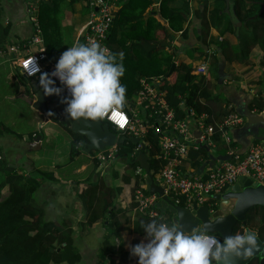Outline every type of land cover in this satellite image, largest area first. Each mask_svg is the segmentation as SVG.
Segmentation results:
<instances>
[{
    "label": "trees",
    "instance_id": "1",
    "mask_svg": "<svg viewBox=\"0 0 264 264\" xmlns=\"http://www.w3.org/2000/svg\"><path fill=\"white\" fill-rule=\"evenodd\" d=\"M76 1L78 0H43L39 3L36 15L43 33L49 63H57L60 58H64L68 48L75 44L72 37L73 29L64 26L63 14L65 9H73ZM175 1L177 0L162 1L159 16L163 20H159L154 12H150L148 18L145 19L151 0H118L113 25L106 40L109 53L100 61L101 65L98 62L97 64L104 76L111 79L115 103L122 109L126 108L128 102L133 101L140 89L141 77L159 78L160 86L177 118L187 117L188 110L192 108L197 113L206 112L209 119L213 121H220L227 113L233 111V107L223 94L218 93L220 87L217 74L218 57L215 54H209L199 45L182 47L172 44L174 39L170 40L168 45L162 46V43L169 40L170 36L174 37L175 32H181L180 37L183 41L189 38V22H191L189 4L182 0V5L176 6L173 4ZM201 2L204 4L203 19L205 22L202 25V33L198 35L199 38L205 39V34L212 27L217 29L219 37H211L210 40L217 42L229 61L247 59L254 45H260L264 51V11L260 13L264 0H234L232 5L234 18L246 22L237 29L233 15L225 11V0H214L215 4L213 3L211 8H209V0H201ZM206 12L208 18L205 15ZM8 34L9 26H4L0 18V45L4 43ZM235 35H238L239 39L237 45H234L231 39V36ZM143 41L156 43L157 47L147 51ZM84 43V36H80L75 45L79 47ZM179 50H185L184 55L187 56L190 51L199 53L209 62L207 74L195 75L192 72L193 61H181L176 64L173 73L168 75ZM101 67L104 69L102 70ZM54 82L55 85L60 84L57 80ZM251 109L263 111V99L256 97L251 104ZM86 110L92 118H100L91 113L88 108ZM51 118L53 121L64 124L60 120V114L55 110ZM111 128L118 135L130 137L126 132L119 131L112 126ZM69 131L75 138L71 139V152L74 156L79 150V144L86 145L87 139L72 129ZM213 138L218 146L222 144L221 149L224 151L220 153L225 154L227 149L220 139V131L216 130ZM143 140L146 141L150 169L156 178L164 164V161L156 157L159 149L158 135L150 130ZM236 144L234 142L233 147ZM135 147L136 144L128 139L118 144L116 153L118 157L112 163L121 158L124 166L121 171L113 169L111 174L113 181L120 179L121 184H107L101 175L102 170L97 171L100 161L94 158L92 168L85 180L88 190L82 196L86 203L90 194L99 190L102 211L98 215L97 210L94 211V206H91V209L87 208L89 224L108 218L109 223L114 224L113 220H117L118 214L114 206L125 184L131 188V202L134 210L136 190L141 183H145V178L140 180L139 175L135 174L136 168L140 165L133 156ZM208 154L205 147L198 150L191 149L189 160L191 159L193 166L198 169L202 161L208 158ZM7 165L6 158L0 153V264H77L81 256L76 246L73 221L67 216L48 218L43 198L39 197L43 180L45 178L56 180L54 172L35 168L31 173L26 174L15 168L12 171L7 170ZM95 175L97 179H94ZM212 200L209 199V202L211 203ZM187 203L186 197L183 195L179 197L180 205L186 206ZM258 216L261 220L260 224L256 222ZM130 219L128 215L125 222L129 223ZM167 219L172 226L171 220L168 217ZM246 219L249 226L258 230L264 241V207L257 206L249 210ZM134 221L135 230L151 240L152 251L154 257L158 259L156 260L158 264L164 243L156 241L154 234L161 229L163 219L136 211ZM121 229L122 222L117 220L113 233L117 234ZM243 230L239 222L234 227V238L241 239ZM201 233L206 232L200 229L194 235L196 237ZM212 235L215 236V234ZM110 239L109 236L104 238L99 253L100 263L110 256L109 261L115 264L113 255L116 248L112 246ZM216 240L217 244L221 241L219 237H216ZM208 261H214L212 253ZM144 262L143 259H139L136 264H144Z\"/></svg>",
    "mask_w": 264,
    "mask_h": 264
},
{
    "label": "built area",
    "instance_id": "2",
    "mask_svg": "<svg viewBox=\"0 0 264 264\" xmlns=\"http://www.w3.org/2000/svg\"><path fill=\"white\" fill-rule=\"evenodd\" d=\"M41 1L43 0H33L30 6L35 30L30 37V43L36 44L38 48L36 52L28 53L20 59L23 73L27 77L36 76L46 70L44 63L47 62L49 83L55 85L54 81H59L62 92L73 105H84L91 113L106 120L113 128L126 132L130 137L144 139L150 130L156 133L159 146L156 157L164 161L156 179L174 202L179 204V197L183 195L187 199V207L196 200L200 205H208L212 213L217 205L212 195L223 192L240 176H247L259 184H264V143L254 142L245 154H236L237 147H233L232 130L242 126L246 118L234 110L220 121H213L206 112L197 113L192 108L188 110L187 117L177 118L160 86V79L146 77H141L140 89L125 109L116 105L112 81L100 71L93 52L98 50L104 55L109 53L106 40L113 25L118 0H85L90 12L80 36L85 38L87 52L79 59L80 50L75 45L68 59L57 63L48 62L43 33L36 15ZM162 1L151 0L148 12L159 16ZM183 1L188 2L192 14L197 0ZM11 50L15 48L12 47ZM208 66L209 62L203 58L193 64L192 72L195 75L207 74ZM138 107L144 113L143 120L138 117ZM216 130L220 131V139L227 149L225 154H231L232 157L218 161L201 172L186 173L184 165L190 158L191 149L198 150L207 145L211 153L217 152L218 145L213 138ZM117 147L118 145L109 150L98 151L96 158L100 163L105 160L112 161L115 159ZM141 148L142 143H136L133 156ZM135 174L139 175L140 180H146V172L142 166L136 168ZM209 199H213L211 203ZM135 201L134 211L163 219L162 227L154 234V238L165 243L172 226L167 222V217L154 206L156 196L149 193L146 182L141 183L136 190ZM216 244V237L212 234L197 235L192 241L191 255L185 264H207Z\"/></svg>",
    "mask_w": 264,
    "mask_h": 264
},
{
    "label": "crops",
    "instance_id": "3",
    "mask_svg": "<svg viewBox=\"0 0 264 264\" xmlns=\"http://www.w3.org/2000/svg\"><path fill=\"white\" fill-rule=\"evenodd\" d=\"M213 1L214 0H209V8L213 5ZM32 3L33 0H0L1 22L4 26H9V34L5 38L4 43L0 45V124L4 126L3 128H0V153L6 158V152H2L1 149L3 142H9L8 147H13L16 152L19 151V144L16 142H10L9 138V132L12 131L9 125L17 122L16 118L11 116L10 108L17 104V99L25 101L28 107L27 113H31L30 117L32 118V121L39 117L41 119L42 117L40 126L42 127L43 132L32 131L31 134L33 135H30L29 141L24 134L18 135V138L20 140L26 139L25 141L30 142L33 138L40 135V149L43 147V142L46 143L49 151L46 155L53 154V159L51 160L50 169H45L44 164L43 166L41 164L36 165L31 156L32 153L25 150L27 154L25 156L22 154H16L18 156L17 163L20 158H26L22 160L21 165L23 168L20 169L19 172L24 171L28 174L35 170V168L37 169L40 167L45 171L54 172L56 180L45 178V180H43L42 188L39 190V197L43 198V204L47 211L48 218L67 216L73 221L76 246L81 256V260L77 264H111L109 261L110 256H107V260L103 263H100L99 257L100 248L103 244L104 238L108 236L111 238L112 246L116 248V252L113 255L115 264H136L139 259H143L145 261L144 264H156V260L158 259L154 257L151 240L135 230L134 216L136 211L132 208L131 188L128 184L123 185V190L114 206V209L118 211L116 219L122 222V229L117 234L113 233V230L116 229L117 223V220L115 219L113 220L114 224L109 223V218L99 219L93 224L87 222L89 215L87 208L90 207L91 209V206H94V211L97 210L98 215L102 211L99 190L94 194H90V197L87 199L88 202L85 203L83 198V194L88 190L85 180L87 178L88 169L93 164L95 158L94 153L86 152L84 149L85 145H82L81 143L78 146L79 150H77L76 154L72 156L71 139H75L69 131V129H72V125L70 122L63 120V111L60 107L56 106V101L51 100L48 102V109L50 111L49 115L35 108L34 102L36 101V97L33 93L34 87L32 80H35L42 85L44 84L48 77L46 76V70L48 69L47 62L44 63V68L46 70L33 77H26L19 64L22 57L28 53L36 52V49L38 48L36 44L30 43V37L35 31L34 22L31 19L32 13L30 6ZM182 3V0H177L173 4L180 6ZM87 8L85 0H78L74 3L73 9L69 8L64 11V26L73 29L72 37L75 44L80 37L83 27L89 19V16H87L88 19L84 20V18H82L83 14L80 11ZM196 9L198 10L195 11ZM199 9L200 12H198ZM203 10L204 4L201 0H197L196 7L194 8L193 13L189 16V20H191V22H189V38L183 41L180 37L181 32H175L173 43L182 47L186 45L192 47L195 45H190V43H194L195 38L203 40L205 44L210 46L207 52L209 54H215L218 57V64L219 58L225 60L224 72L227 74V78L224 80L223 85H234L238 90H243L247 94H252L254 99L259 97L264 101V51L261 46L254 45L250 50L249 57L243 61H229L223 53V49L217 44V42H211L210 40L211 37H219L217 29L212 27L210 31L205 34L206 40L198 37V35L202 33V25L203 22H205L203 19ZM149 13L150 12L146 14L145 19L148 18ZM205 15L208 18L207 12ZM232 15L234 18L233 10ZM157 18L163 20L160 16H157ZM234 21L237 22V19L234 18ZM237 36H231L234 45L239 43ZM75 44L68 48L66 56L60 58L58 62H64L68 59ZM212 44H216L217 48H213L211 46ZM12 47H14L15 50H11ZM218 48H221V51H219ZM195 54L197 56L199 55L197 52ZM187 57L188 56L184 54H181L180 57H176V64L181 61L191 62L192 60ZM201 59L203 58L201 57L199 60L193 61V64L198 63ZM220 89H222V85L218 88V90ZM55 98L61 102H70L69 98L65 95L63 96L62 92H59ZM54 110L60 114V120L63 121L64 124L52 120L51 115ZM54 126H58L59 130L54 128ZM192 127L194 128V126ZM54 132H59L57 137L59 139L61 137L60 144L55 145L51 143V140L55 137ZM196 132L197 131L195 130V133ZM86 141L88 142V139ZM28 142L22 144L24 149L27 147L29 150H38L33 148ZM62 146L66 147L65 150L61 149ZM236 147L239 148V144H236ZM82 149L87 154L85 158L87 161L82 158ZM207 160H209V158L203 160L202 164ZM69 162L76 166H74V168H67L64 166V164ZM8 164H12L13 168L17 169V164H13L12 162H9ZM106 165L103 167L101 166V168L99 165L97 171L102 170L103 172ZM209 166L210 165L208 164L201 170V167L196 169L190 159L184 165V170L186 173L201 172ZM74 176L78 177L73 179ZM94 179H97L96 175L94 176ZM87 196L88 195H86V197ZM128 215L131 219L129 223H126L125 219ZM163 215L171 220V216L168 213H163ZM194 238L195 235L192 239L188 236H182L179 239V242L171 247L165 255L161 253L158 264H185L186 260H188L191 255V245ZM183 243L185 245L184 248H182ZM207 264L217 263L214 260L208 261Z\"/></svg>",
    "mask_w": 264,
    "mask_h": 264
},
{
    "label": "water",
    "instance_id": "4",
    "mask_svg": "<svg viewBox=\"0 0 264 264\" xmlns=\"http://www.w3.org/2000/svg\"><path fill=\"white\" fill-rule=\"evenodd\" d=\"M225 11L232 16V5L234 0H225ZM264 11V3L260 13ZM243 21L237 20L235 26L240 27ZM173 37L162 43V46L168 45ZM143 45L147 51L157 47L156 43L143 41ZM190 45H199L205 51L209 50V45L205 44L201 39H194V43ZM217 48L216 44L211 45ZM221 51V48H218ZM87 52L85 44L80 45V58H83ZM95 59L100 62L105 55L95 50ZM176 62L170 68L168 75H171L175 69ZM218 70V84L222 85V89L218 90L219 94L230 102L233 110L246 118L244 124L232 130L234 142L239 144L236 154H245L255 141L264 143V111H255L251 109V104L254 101L252 94H247L243 90H238L234 85H223L227 74L224 72L225 60L219 58ZM102 70L104 69L101 67ZM26 76V75H25ZM27 77V76H26ZM115 81V80H114ZM33 93L36 97L34 102L35 108L46 114H50L48 109V102L54 100L57 102L56 106L63 111V120L70 122L74 132L86 136L88 142L84 149L86 152L104 151L107 148L124 143L126 139L133 143H142V148L136 152L134 159L139 161L146 172V185L150 194L156 196L154 206L162 213H168L171 216L172 230L168 234L162 254L165 255L168 250L179 242L182 236H190L195 234L198 230H203L209 234H215L221 240L213 249V258L217 264H264V241L260 237L258 230L248 225L246 219L247 212L257 206L264 207V184H259L247 176H240L236 182L230 185L221 193L212 195L216 200V209L210 213L208 205H200L196 200L193 201L190 207L180 205L174 202L164 191L162 185L159 184L151 169L149 163V156L146 150L145 141L139 137H127L125 135H118L115 133L111 125L101 118H92L86 108L78 105H73L71 102H61L56 97L59 92H62L61 86H55L49 83L48 78L44 84L37 83L32 80ZM62 94H64L62 92ZM185 106V104H183ZM199 135V132H196ZM30 144L36 146L35 149L41 147V136L38 135ZM209 152V160L205 161L200 170L205 166L214 165L216 162L229 160L231 154H214L211 153L207 145L204 146ZM118 154H115V158ZM113 162L115 159L112 160ZM108 161H103L100 164L103 167ZM7 170L12 171L13 165L8 164ZM223 213L214 215L218 210ZM241 223L243 230V237L239 240L234 238V227Z\"/></svg>",
    "mask_w": 264,
    "mask_h": 264
},
{
    "label": "rangeland",
    "instance_id": "5",
    "mask_svg": "<svg viewBox=\"0 0 264 264\" xmlns=\"http://www.w3.org/2000/svg\"><path fill=\"white\" fill-rule=\"evenodd\" d=\"M80 12L83 14L82 18H84V20L88 19L87 16H89L90 10L84 9V10H82ZM63 17H64V14H63ZM184 53H186L185 50H181V51L179 50L176 53L175 57H180V55L184 54ZM201 57L202 56H200V55L197 56L194 52L190 51L189 52V56L187 58H190L192 61H196V60H199ZM95 61L98 62L97 60H95ZM98 63L101 65L100 62H98ZM135 96H134L133 100L135 99ZM17 101H18L17 104H15L14 106H12L10 108L11 116L13 118H16L17 122H15L12 125H9L10 128L13 131V132L12 131L9 132V138H10V142L18 143L19 144L18 146H20V148L18 149L19 151L16 152V150L13 149V147H8L9 146L8 145L9 142L8 143L3 142L2 147H1L2 152H6V160H7L8 163L12 162L13 164H17V169H16L17 171H19L20 169L23 168L22 165H21L22 164V160H24L26 158H23V159L20 158L18 163H17V159H18L17 157L18 156L16 154H20V155L22 154L23 156H25V155H27L25 150L28 151L29 153L30 152L32 153L31 156H32V158H33V160H34L36 165H40L41 164L43 166V164H44L45 165V167H44L45 169H50V164H51V160L53 159V154L46 155V153L49 152L48 151V146H47L46 143L43 142V147L41 149H38V150H29V148H27V147H25V149H24L23 146H22V144H24V142H28L30 140L29 137H30L32 131L35 130L36 132H40V133L43 132L42 127L40 126V122L42 120V117H41V119L39 117V118H36V120L32 121V118L30 117L31 113H29V112L27 113L28 107L26 105V102L22 101L20 99H17ZM139 109H140V107L137 108L138 117L143 120L144 119V113L140 112ZM0 121H1V119H0ZM3 127L4 126L2 124H0V128H3ZM54 128H57L59 130L58 126H54ZM20 134L26 135V139L28 141H25L26 139L25 140H20L18 138V135H20ZM58 134H59V132H57V133L54 132V136L55 137L51 140L52 144L56 145V144H60L61 143L60 142L61 137L59 139L57 137ZM30 142H28V143L30 144ZM32 147L35 148L36 146L32 145ZM221 147H222V144L220 143L219 146H217V152H215L216 155H218V154H220V152L224 151V150L221 149ZM65 148H66L65 146L61 147L62 150H65ZM107 149L109 150L110 148H107ZM81 154L83 155L82 158L85 159L87 154L83 151V149L81 151ZM97 154H98V151H95L94 157H96ZM129 157L131 158V154L129 155ZM85 160L87 161V159H85ZM64 166H66L67 168H74V166H76V165L70 164V162H69V163L64 164ZM123 166H124V162H123V160H121V158H119V160L117 162H115V163H112V161L107 163V165L104 167V170L102 172V177L107 182V184H114V183L115 184H120V182H121L120 179H117L116 181H113L111 173H112L113 169H118L119 171H121ZM91 168H92V166L89 167L87 174L89 173ZM41 169H43V168H41ZM21 172H24V171H21ZM77 177L78 176H74L73 179H75ZM222 213L223 212L219 209L214 215H219V214H222ZM256 222L259 223V224L261 223V220H260L259 216L257 217ZM193 236H194V234L190 235L188 237L192 239ZM186 240H188V239H186ZM184 247H185V245L183 243L182 244V248H184Z\"/></svg>",
    "mask_w": 264,
    "mask_h": 264
},
{
    "label": "clouds",
    "instance_id": "6",
    "mask_svg": "<svg viewBox=\"0 0 264 264\" xmlns=\"http://www.w3.org/2000/svg\"><path fill=\"white\" fill-rule=\"evenodd\" d=\"M57 86V85H56ZM58 86H60V85H58ZM83 107V106H82Z\"/></svg>",
    "mask_w": 264,
    "mask_h": 264
}]
</instances>
